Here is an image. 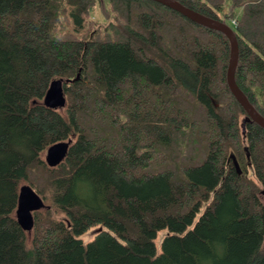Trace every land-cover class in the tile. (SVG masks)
Segmentation results:
<instances>
[{
	"label": "trees",
	"instance_id": "obj_1",
	"mask_svg": "<svg viewBox=\"0 0 264 264\" xmlns=\"http://www.w3.org/2000/svg\"><path fill=\"white\" fill-rule=\"evenodd\" d=\"M177 1L233 29L264 116V0ZM230 54L152 0H0V264H264V127L230 90ZM23 184L46 204L31 234Z\"/></svg>",
	"mask_w": 264,
	"mask_h": 264
},
{
	"label": "water",
	"instance_id": "obj_2",
	"mask_svg": "<svg viewBox=\"0 0 264 264\" xmlns=\"http://www.w3.org/2000/svg\"><path fill=\"white\" fill-rule=\"evenodd\" d=\"M160 4H163L175 11H178L186 18L211 29H215L224 33L231 43L230 61L227 70V81L233 95L239 101V103L246 110L252 120L264 127V116L254 107L249 101L246 94L242 91L236 82V69L239 61V43L237 36L233 29L223 23L222 21L206 16L194 9H191L177 0H152ZM81 79V73L78 72L74 78H62L57 77L52 80L50 87L45 95L44 104L51 109H60L67 103V91L64 87L66 83H74ZM71 146V139L63 140L51 145L45 156V161L50 167H56L60 165L68 155L69 148ZM247 150V147H245ZM233 163L241 174L242 169L237 157L231 153ZM247 158H250V154L247 153ZM46 207L44 199L35 191V189L29 184H23L20 188L18 207L16 210V218L20 226L28 232H31L35 226L34 212L42 210Z\"/></svg>",
	"mask_w": 264,
	"mask_h": 264
},
{
	"label": "rangeland",
	"instance_id": "obj_3",
	"mask_svg": "<svg viewBox=\"0 0 264 264\" xmlns=\"http://www.w3.org/2000/svg\"><path fill=\"white\" fill-rule=\"evenodd\" d=\"M68 140H69V139H68ZM246 147H247V146H246ZM246 152L248 153V150H246ZM45 156H46V153H45ZM259 195H260L262 201L264 202V190H262L261 193H260ZM29 233L31 234L32 232H29Z\"/></svg>",
	"mask_w": 264,
	"mask_h": 264
},
{
	"label": "built area",
	"instance_id": "obj_4",
	"mask_svg": "<svg viewBox=\"0 0 264 264\" xmlns=\"http://www.w3.org/2000/svg\"><path fill=\"white\" fill-rule=\"evenodd\" d=\"M233 22H235V21H233Z\"/></svg>",
	"mask_w": 264,
	"mask_h": 264
}]
</instances>
